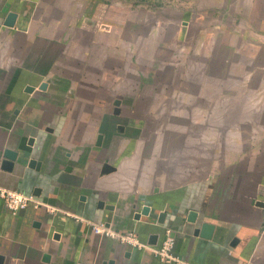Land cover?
Segmentation results:
<instances>
[{"label":"crops","instance_id":"1","mask_svg":"<svg viewBox=\"0 0 264 264\" xmlns=\"http://www.w3.org/2000/svg\"><path fill=\"white\" fill-rule=\"evenodd\" d=\"M189 1L249 15L234 31L262 51L219 61L254 63L260 81L204 85L214 103L188 102L163 132L148 120L160 87L131 59L130 0H0V188L36 200L12 213L0 196V264H264V0ZM129 233L169 234L177 260Z\"/></svg>","mask_w":264,"mask_h":264},{"label":"rangeland","instance_id":"2","mask_svg":"<svg viewBox=\"0 0 264 264\" xmlns=\"http://www.w3.org/2000/svg\"><path fill=\"white\" fill-rule=\"evenodd\" d=\"M239 2L241 0H235L232 9L246 10L237 5ZM130 3L131 59L140 60L141 70L160 87L158 94L153 96L154 108L147 119L154 125L155 121L162 122L163 132L168 125H185L188 112L192 117V112L187 109L188 102L214 103L217 95L201 94L204 85L208 89L229 90L259 84L260 80H250L251 77L246 76L251 65L256 64L219 61L222 57L240 60L262 51L263 46L256 47L249 42L251 33L248 29L234 31L240 22L250 24L249 15L238 18L225 7V1L212 9H204L199 3L198 6L190 5L189 0H130ZM116 6L115 13L121 14L122 6ZM99 7L106 13L104 7ZM259 42L264 44V40ZM132 70L139 71L136 67ZM219 73L223 74L221 79L210 78ZM235 98L233 94L224 95L222 102L234 103ZM193 113L195 118L202 117L201 111ZM197 129L201 133L202 127ZM152 135L148 130L147 137ZM179 151H186L185 143L179 142Z\"/></svg>","mask_w":264,"mask_h":264},{"label":"built area","instance_id":"3","mask_svg":"<svg viewBox=\"0 0 264 264\" xmlns=\"http://www.w3.org/2000/svg\"><path fill=\"white\" fill-rule=\"evenodd\" d=\"M0 196L4 199L7 208L12 213L17 212L19 209L24 208L30 203L36 204V200L32 195L22 194L17 191L0 188ZM92 228L104 234H112V232L108 230L106 227H103L102 224H92ZM134 236H135L134 233H129L125 239H127L133 244H136L137 246H144L149 248L152 252H154V254L159 256V258L161 259L177 260V257L172 252L174 239L169 234H166L165 237L161 240V242L157 246H150V245L148 246L146 244H143L139 242L137 239H135Z\"/></svg>","mask_w":264,"mask_h":264},{"label":"water","instance_id":"4","mask_svg":"<svg viewBox=\"0 0 264 264\" xmlns=\"http://www.w3.org/2000/svg\"><path fill=\"white\" fill-rule=\"evenodd\" d=\"M13 16H14V13L10 12L8 15V22L7 23H9V24L11 23ZM100 138H101V134H99V136H98V139H100ZM3 154L5 157L12 159L15 155V151L11 150L10 148H4ZM257 203L260 205H264L263 201H259ZM147 211H148V207L144 206V208L142 209V213H146Z\"/></svg>","mask_w":264,"mask_h":264}]
</instances>
